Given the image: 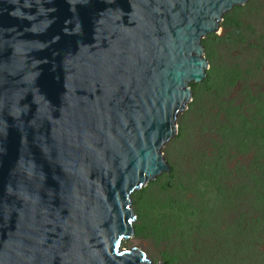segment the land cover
<instances>
[{
	"label": "water",
	"instance_id": "obj_1",
	"mask_svg": "<svg viewBox=\"0 0 264 264\" xmlns=\"http://www.w3.org/2000/svg\"><path fill=\"white\" fill-rule=\"evenodd\" d=\"M249 1L0 0V264H153L119 247L131 193Z\"/></svg>",
	"mask_w": 264,
	"mask_h": 264
},
{
	"label": "rangeland",
	"instance_id": "obj_2",
	"mask_svg": "<svg viewBox=\"0 0 264 264\" xmlns=\"http://www.w3.org/2000/svg\"><path fill=\"white\" fill-rule=\"evenodd\" d=\"M201 44L204 84L189 86L161 151L170 172L131 193L119 247L153 264H264V0L224 14Z\"/></svg>",
	"mask_w": 264,
	"mask_h": 264
}]
</instances>
